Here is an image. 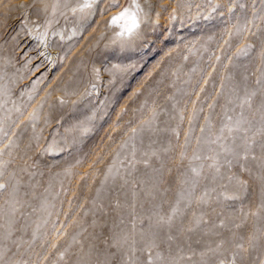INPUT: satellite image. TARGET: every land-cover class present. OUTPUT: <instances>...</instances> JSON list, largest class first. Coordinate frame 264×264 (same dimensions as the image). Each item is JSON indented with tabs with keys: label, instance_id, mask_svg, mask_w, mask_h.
Listing matches in <instances>:
<instances>
[{
	"label": "rangeland",
	"instance_id": "1",
	"mask_svg": "<svg viewBox=\"0 0 264 264\" xmlns=\"http://www.w3.org/2000/svg\"><path fill=\"white\" fill-rule=\"evenodd\" d=\"M19 1L0 0V159L11 161L5 177L14 173L11 183L18 182L15 193L11 185L0 191V246L6 245L9 261L19 264H98L106 259L108 264H128V245L119 250L109 247L115 238L127 233L129 243L132 238L137 241L135 256L143 261L146 254L139 251L144 247L141 233L147 232L158 216L170 213L187 165L201 163L190 159L197 137L201 138L200 155H211L209 148L218 150L217 145L205 141L219 132L224 109L232 108L228 100L234 96L233 87L240 84L243 94L244 75L250 89L256 86L264 49L260 0H255L256 19L253 0H235V7L233 0H151L155 10L147 17L141 14L146 39L132 40L125 48L121 41L127 38L115 35L120 29L105 23L115 8L103 14L94 12L89 19L85 14L80 19L60 20L59 33L43 23V14L32 4L16 8ZM118 2L125 5L127 0ZM138 2L144 5V0ZM107 3L105 0L100 7ZM161 5L166 10H161ZM210 5L220 7L210 12ZM174 9L177 19L170 20ZM252 32H257L260 40ZM244 43H252L254 49L235 58L233 54ZM41 48L46 55L50 51L56 54L50 70L40 55ZM94 68L100 69L98 77ZM228 76L230 81L225 80ZM138 89L139 94L134 95ZM154 106L162 109L154 131L142 134L143 143L141 136L129 139L131 129ZM240 111L236 108L228 114L235 118ZM206 116L210 117V128ZM85 127L89 129L86 133ZM125 141L126 146L120 148ZM133 144L137 159L142 152L155 150L165 161V182L151 195L145 193L155 184L154 174L142 164L137 165L134 178L145 182L144 190L135 189L133 198L131 182L121 187L119 177L129 170ZM181 152L185 153L183 160ZM204 163V173L208 174L211 161ZM247 166L255 175L241 172L238 166L230 170L223 167V179L208 185L215 189L209 193L208 204L197 209L193 203L186 210L185 227L193 210L205 212L210 223L173 243V255L178 254L177 245L184 248L181 264H215L216 256L207 250L220 240H225L223 248L230 250L233 241L240 242L239 236L245 238V250L237 264L264 260V241L255 248H249L247 242L255 220L251 212L257 211L262 200L260 170L253 161ZM233 173L247 182V190L238 187L235 180L228 181ZM202 190L198 188L195 195ZM221 193L239 195L240 199L225 200ZM244 212L248 213L246 220ZM221 220L224 227H219ZM9 230L12 235L5 240ZM157 250L168 255L164 245Z\"/></svg>",
	"mask_w": 264,
	"mask_h": 264
},
{
	"label": "snow or ice",
	"instance_id": "2",
	"mask_svg": "<svg viewBox=\"0 0 264 264\" xmlns=\"http://www.w3.org/2000/svg\"><path fill=\"white\" fill-rule=\"evenodd\" d=\"M105 0H77L75 6H69L67 3L65 7H70L72 13H84L88 10L90 13L99 12L101 14L107 12L108 10L115 8L117 11L111 15L105 23L108 26H117L119 31L115 33L116 36L121 38H127V40L121 41L122 48L128 47L129 42L132 40L143 41L146 39L147 34L141 30V14L144 17H147L149 13L155 10V4L151 0H144V5L138 0H127L125 5H121L118 0H108V3L104 8H101L100 5L104 3ZM261 3V12H264V0H260ZM236 6L235 0H233V7ZM16 8L26 7L25 5H16ZM34 7V5H33ZM47 6H45L46 8ZM56 5H53L55 9ZM199 7V6H198ZM220 6L219 5H210V12H215ZM240 8H244V4H239ZM147 8V11L145 10ZM161 10H166V8L161 5ZM229 12L232 11L230 7ZM9 13L11 8L8 9ZM38 11H40L38 9ZM173 13L169 14L170 20L177 19V16ZM160 13L157 12V16ZM258 16L257 10L255 7V0H253V19H256ZM205 19L209 17L205 16ZM259 18L264 19V16ZM249 24L252 22L249 21ZM31 35V32L28 33ZM251 35L257 40H260V37L257 35V32H252ZM38 40L43 43L42 37L37 35ZM227 43V42H226ZM261 43L264 44V40H261ZM254 49L252 43H244L237 51L233 54L235 58L241 56H247L250 51ZM41 56L44 55L43 52L40 53ZM261 64L257 67V73L255 80V87L249 88L248 86V76L244 75L242 77L243 81V94H240L241 85L237 84L233 87L234 96L229 98L228 103L232 105L231 109H224V122L222 123L219 132L215 135L214 138L207 139L205 141L208 145H217L218 150L209 148L211 155L202 156L200 155L199 145L201 143V138L197 137V148L193 150L191 161H200L201 163L198 166H194L191 162L185 168V171L181 173V176L184 177L180 181L182 187H179L175 192L174 202L170 205V213L158 216L154 223H150L149 229L147 232L141 233V239L144 240V247L140 248L139 251L145 255V259L140 261L139 257L135 256L137 252L136 243L137 241L132 238L129 243L130 235L125 233L114 239L113 244L109 247H116L118 250L123 248L124 245H128L131 249L128 254V264H137V261H140V264H181L185 259L183 256L184 248L180 245H177L176 251L177 255H173L172 245L175 243L182 235L187 233H194L202 231L210 223L208 219H205L207 215L203 211L197 212L193 210L192 216L188 221V226L185 227L184 220L186 216V210L192 208L193 203H195L196 208L199 209L201 206L208 204V196L211 191H215L214 188H210L208 185L214 183L217 179H223L221 174V169L226 167L227 169H232L234 166H238L241 172H248L250 175H255L252 173V169L248 167V162H256V167L260 170L258 178L262 182V200L261 203L257 206V211L251 212V216L255 218L252 231L247 237V242L249 248H255L258 242L264 241V49L261 50L260 54ZM187 59V57H185ZM220 57H217L219 60ZM94 73L97 77L99 76L100 69L94 68ZM231 76L225 78V80L230 81ZM225 80L221 82V88L225 87ZM95 87V85H93ZM140 90L138 89L134 95H138ZM259 96V102H256V98ZM63 103V101H61ZM215 107V105H210ZM236 108H239L241 111L234 118L232 115H229V111H235ZM247 109V114L245 112ZM162 109L159 106H154L150 109L148 115L144 120H142L137 127L131 129V135L129 139H135L137 136H141V143H143L142 134L145 132L154 131L153 125L159 115V112ZM205 121L208 124L209 128L211 125L210 117L206 116ZM89 129L87 127L83 128V132H87ZM205 129L202 127L201 132L203 133ZM127 141L121 143L120 148L126 146ZM155 141H150V144H154ZM187 144V137L186 142ZM6 147H11L7 145ZM166 151V150H165ZM2 154V153H0ZM185 153H180L181 160L184 159ZM211 161L207 164V168L210 170L208 174L204 173L205 163L204 161ZM11 161L0 159V191L9 188L11 185L12 192L15 193L18 190V182L12 184L11 181L14 178V173L8 174L5 177V172ZM158 166H154L157 164ZM142 164L146 169H150L154 174L155 184L151 186L146 195H151L152 190L158 189L160 184L165 182L164 178V169L165 161L161 158L157 151H144L141 153V159H137V148L133 144L131 151V159L129 161V170L125 173L124 176H120L119 179L123 181L124 185L132 183V196L136 197L137 192L135 189L138 187L143 191L145 187V182L143 180H135L134 173L138 171L137 165ZM21 171H26L25 168H22ZM172 169L168 168V172L171 173ZM109 172H111V167H109ZM131 178V179H130ZM107 179V173H106ZM115 179V177H114ZM228 181H236L237 186L247 190V182L242 181L239 177L233 173L227 177ZM205 181L204 184H201V181ZM173 178L169 176L168 183L171 184ZM198 188L203 190L200 192V195H195ZM167 191V189H165ZM220 195L224 196L225 200H237L240 199L239 195H227L221 193ZM119 202H117V207H119ZM135 208V204L132 205ZM13 213L15 209H12ZM213 211H215L213 209ZM245 220L248 217V213H243ZM135 218H133L134 221ZM151 219V218H150ZM243 223V222H242ZM224 221L221 220L219 227H224ZM212 227L215 228L217 225L212 224ZM237 228H240L241 225L237 224ZM136 224L132 223V236L135 234ZM11 230L7 231L4 239L7 240L11 237ZM213 235L219 236V233H213ZM35 239V233L33 234ZM244 237L239 236L238 240L240 242L233 241L232 247L229 250L228 248H223V245L227 243L225 240H220L215 248H209L207 251L213 253L216 256L215 264H237L238 259H243L242 253L244 249ZM161 245L166 246L168 250V255L165 256L161 251H154L160 249ZM18 246V245H17ZM191 247V245H189ZM10 251L6 245L0 246V264H19V261H9L7 258V253ZM193 255L195 251L193 250ZM61 253V257H63ZM109 255L115 256V253H110ZM201 256H204L205 253H200ZM98 264H108L107 259L105 261H98ZM260 264H264V260H261Z\"/></svg>",
	"mask_w": 264,
	"mask_h": 264
},
{
	"label": "bare ground",
	"instance_id": "3",
	"mask_svg": "<svg viewBox=\"0 0 264 264\" xmlns=\"http://www.w3.org/2000/svg\"><path fill=\"white\" fill-rule=\"evenodd\" d=\"M19 3H21V5H29L32 4L34 5L36 8H38L40 10V12L43 14L45 20L43 21L46 22L47 25H50L53 27V31L52 32H61L60 27V20H68V18L70 17H74L76 19H80L83 18V16H85V14H88V18L89 19L93 14L90 13L88 10H86L84 13H72L70 11V7H65V4L67 3L69 6H75V4L77 3V0H20ZM53 5H56L55 9L53 8ZM45 6H47L45 8ZM32 7V6H31ZM27 7H25L26 9ZM23 11V10H21ZM117 11V10H116ZM116 11L111 12L110 16L113 15ZM32 12V11H31ZM94 13V12H93ZM31 15V13H30ZM41 15V14H40ZM25 16L27 17L28 15L25 13ZM38 16V15H36ZM109 16V17H110ZM39 17V16H38ZM25 18V17H24ZM28 18V17H27ZM32 18V17H31ZM23 19V18H22ZM37 19V18H36ZM35 19V21H36ZM41 19V18H40ZM30 21V20H29ZM26 20L27 25L28 26H32L31 22H29ZM25 22V23H26ZM38 22V21H37ZM34 23V22H33ZM39 24V23H38ZM27 26V28H28ZM35 26V25H34ZM33 26V27H34ZM33 27H31L33 29ZM36 27V26H35ZM47 27V26H46ZM119 28V27H118ZM57 29V30H56ZM31 31V30H30ZM36 32V31H35ZM40 33V32H39ZM44 33V32H43ZM30 36V35H29ZM35 37V36H34ZM47 37V36H46ZM45 37V39H46ZM32 38V37H31ZM44 39V41H45ZM43 40V39H42ZM49 40V39H48ZM41 42V41H40ZM47 42V41H46ZM44 43V42H43ZM49 43V42H48ZM40 44V43H39ZM48 45V44H47ZM43 46V45H42ZM49 46V45H48ZM51 46V45H50ZM47 48V46H46ZM39 51V50H38ZM40 53L42 52V48L39 51ZM38 53V52H37ZM48 54V53H47ZM45 61H47V65H48V69L50 70L55 64L54 61L56 60V54L55 52H51L50 51V55H46L44 54L42 57ZM44 62V61H43ZM45 63V62H44ZM56 63V61H55ZM64 63V62H62ZM46 65V66H47ZM56 68V67H55ZM54 69V68H53ZM57 70V69H56ZM52 71V70H51ZM92 90V89H90Z\"/></svg>",
	"mask_w": 264,
	"mask_h": 264
}]
</instances>
